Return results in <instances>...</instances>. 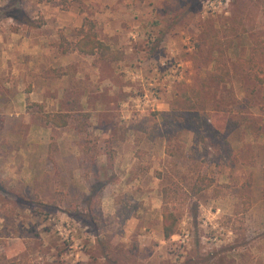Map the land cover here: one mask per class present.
<instances>
[{
	"label": "rangeland",
	"instance_id": "1",
	"mask_svg": "<svg viewBox=\"0 0 264 264\" xmlns=\"http://www.w3.org/2000/svg\"><path fill=\"white\" fill-rule=\"evenodd\" d=\"M84 24L106 47L62 52ZM254 50L264 0H0V264H264ZM194 102L200 133L176 118Z\"/></svg>",
	"mask_w": 264,
	"mask_h": 264
},
{
	"label": "trees",
	"instance_id": "2",
	"mask_svg": "<svg viewBox=\"0 0 264 264\" xmlns=\"http://www.w3.org/2000/svg\"><path fill=\"white\" fill-rule=\"evenodd\" d=\"M40 1H48L53 2L56 0H40ZM64 2H67V0H62ZM78 38L75 41H68L67 39H64L60 46L62 49V52H68L70 50L78 51L81 54L84 55H94L101 51L103 48L106 47L104 41L100 38L98 32L95 30L93 26H87L86 24L82 25L77 30ZM258 53V50L253 51V55L247 60L248 63L251 64V74L250 76L254 78L258 84L264 85V51H262V56L257 58L256 55ZM260 53V55H261ZM213 77H216V73L212 74ZM222 81V80H221ZM215 102H218L215 100ZM207 106L194 102L190 105H187L184 110H178L177 117L182 116L185 119L187 127L195 132L200 133L204 128V120H206L207 116ZM43 116L45 118V121L48 125L56 126V127H65L69 124V116L67 113L57 112H44ZM172 154V153H171ZM215 184V180L212 177H209L205 174H199L197 176V179L195 183L188 189L190 195L192 196H200L203 192L208 190L209 188L213 187ZM1 188V187H0ZM93 192L96 189V185L92 186ZM13 191H11L12 193ZM14 194H16L14 192ZM18 196L21 198H26L25 194L23 192L19 193ZM30 200L37 201V203H42L41 199H32L30 196ZM92 200H94V195L92 196H86L84 200H82V204L92 206ZM32 201L31 203H33ZM68 212L71 213L70 206L67 203ZM91 216V215H90ZM94 217H90L92 222H94ZM180 223V216L177 212L170 209L168 207V201L165 198V209L163 211L162 215V229H163V235L165 239L171 238L177 231L178 225Z\"/></svg>",
	"mask_w": 264,
	"mask_h": 264
}]
</instances>
